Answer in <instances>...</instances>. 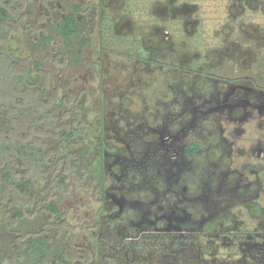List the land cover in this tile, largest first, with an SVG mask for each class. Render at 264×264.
<instances>
[{"label": "rangeland", "instance_id": "obj_1", "mask_svg": "<svg viewBox=\"0 0 264 264\" xmlns=\"http://www.w3.org/2000/svg\"><path fill=\"white\" fill-rule=\"evenodd\" d=\"M75 4L86 11L80 54L51 27ZM19 10L9 45L19 65L38 59L35 79L66 100L49 106L54 127H87L94 138L103 131L105 201L86 156L42 134L59 164L27 194L1 198L10 226L0 264L28 230L52 244L43 264H102L110 255L113 264H264V0H27ZM44 33L50 42L34 47ZM122 223L175 230L157 235L169 244L162 263L156 247L111 250ZM57 249L68 263L52 258Z\"/></svg>", "mask_w": 264, "mask_h": 264}, {"label": "trees", "instance_id": "obj_2", "mask_svg": "<svg viewBox=\"0 0 264 264\" xmlns=\"http://www.w3.org/2000/svg\"><path fill=\"white\" fill-rule=\"evenodd\" d=\"M24 2L26 3L27 0H0V202L1 198L12 190L23 195L27 194L31 185L46 179L51 163L59 164V160L55 161L52 157V150H44L39 138L42 134L53 131L64 138L65 146L70 148L69 155L77 149L78 152L86 156L88 168L92 169L96 177L98 199L104 203L103 159L105 144L103 131H100L98 138H94L91 130L87 127L79 128L78 131L61 128V126L54 127V116H52L49 106L52 103H65L66 100L52 90L45 89L42 80L35 79L39 73L43 72L42 64L38 59L19 65L20 57L9 45L17 26L16 22H18L16 11L20 13L19 15H23L21 14L22 10L19 9ZM84 17H86V11L82 5L75 4L63 16L52 21V29L60 36L68 52L75 51L76 54H80L81 48L88 41L84 34L87 27ZM50 40L49 34L44 33L35 42L34 47H44ZM61 56L63 59L66 58L63 54ZM76 104L77 102L74 105ZM82 117L84 120V116ZM76 133H81V135L73 138ZM71 138L75 140L72 141ZM198 147L199 143L197 142L188 144L185 147V154L191 157L193 151ZM65 158L67 162H71V168H74L76 160L69 158L68 155ZM16 159L19 161L16 162ZM22 172L31 176V179L20 178ZM54 179L55 185L58 186L65 183L66 175L63 172ZM45 208L53 213L58 220L60 219L61 212L54 202L47 203ZM13 217L16 218V222L20 223L22 213L15 210ZM109 222L114 226L121 225L116 220H109ZM123 225L125 232L118 242L105 238L109 241L108 246L111 250L119 246V248L127 249L126 251L131 254L138 251L140 255H143L149 252L155 254L157 251L152 247H156L159 249L157 252L159 263H162L163 255L169 248V244L163 246V242L157 239L159 237L157 235L162 234L163 238L161 237V239L164 240V236H172L176 233L175 230H154L129 223H122ZM9 226L10 224L0 214V238L8 232ZM94 233L98 239L101 238L98 229L94 230ZM38 234L28 230L23 235L25 240L16 246L13 259L8 260L6 264H30V262L31 264H43L48 262V251L52 244L48 238ZM179 236L180 234L177 233L178 239L182 238ZM175 241L177 242V240ZM173 243L175 244V242ZM113 253L116 252L113 251ZM111 257L112 255L104 256L102 264H113L110 262ZM52 258L62 263H68L63 251L59 249L53 252ZM106 260L108 263H105Z\"/></svg>", "mask_w": 264, "mask_h": 264}, {"label": "flooded vegetation", "instance_id": "obj_3", "mask_svg": "<svg viewBox=\"0 0 264 264\" xmlns=\"http://www.w3.org/2000/svg\"><path fill=\"white\" fill-rule=\"evenodd\" d=\"M258 154H260V152H258ZM165 230H167V229H165Z\"/></svg>", "mask_w": 264, "mask_h": 264}]
</instances>
